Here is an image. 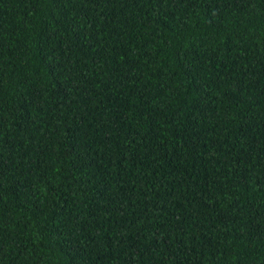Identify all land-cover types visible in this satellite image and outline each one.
Returning <instances> with one entry per match:
<instances>
[{
	"label": "trees",
	"instance_id": "trees-1",
	"mask_svg": "<svg viewBox=\"0 0 264 264\" xmlns=\"http://www.w3.org/2000/svg\"><path fill=\"white\" fill-rule=\"evenodd\" d=\"M0 264H264V0H0Z\"/></svg>",
	"mask_w": 264,
	"mask_h": 264
}]
</instances>
